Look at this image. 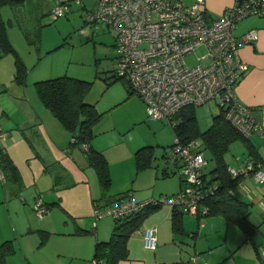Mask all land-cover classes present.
Here are the masks:
<instances>
[{
  "label": "crops",
  "instance_id": "0c3cea01",
  "mask_svg": "<svg viewBox=\"0 0 264 264\" xmlns=\"http://www.w3.org/2000/svg\"><path fill=\"white\" fill-rule=\"evenodd\" d=\"M232 3L233 0H204L203 6L208 17L215 18ZM3 10L6 9L2 7L1 14ZM260 25L259 21H248L240 27L237 25V35L256 28L259 36L254 43L239 47L240 56L249 68L236 85L235 92L241 101L251 106L253 114L264 122V114L261 113L264 107V26ZM0 79L3 78L0 76ZM3 85H0L4 91L0 99L9 95L13 99L12 105L0 104L1 125L8 130V138L0 142V147L4 148L17 167L23 183L18 193L0 177L3 187L8 184L0 196V241L12 240L15 247V251L7 255L6 264H93L95 242L108 239L114 225V218L109 214L95 218L96 201L99 207L112 203L105 204V198L101 199L102 190L95 168L88 163L82 145L72 143L71 133L39 98L26 89H15L11 91L13 94L5 93L7 88ZM19 95L23 97L19 98ZM136 101L137 114L144 117V102L139 97H136ZM114 103L119 102L113 101L110 105ZM111 127L120 138L123 136L121 126L116 124ZM253 136L255 138L251 143L257 160L252 159L246 147V156H234L233 160L227 161L228 166H238L249 158L264 163V136L253 133L248 138ZM137 145L129 146L128 149L120 147V152L133 154ZM147 168L153 173L152 178H163V187L152 189L143 182L148 174H143V184L132 188L133 191L128 190L130 197L136 201L168 197L185 185L183 178L177 175L180 172L179 164L162 168V175L158 167L153 169L150 165ZM168 183H171L170 188ZM233 192L247 203L248 218L258 225L252 233V239L242 241L243 231L236 224L233 225L239 231L235 236L234 231L230 237L232 223L220 214L209 215L204 223L197 222L201 229L206 226L208 233L199 237L200 246L195 249L198 253L207 250L201 256L204 260L207 258L204 255L209 256L210 261L206 260L208 264H227L229 261L234 264H264V183L256 182L252 175L241 177ZM38 195L42 196L47 207V212L40 219H36L31 210ZM174 208L178 207L166 203L155 206L127 239L128 257L118 264H187L193 252L186 250L183 245L186 229L181 233L173 229ZM182 213L193 216L183 210ZM106 216L113 218V221ZM148 225L156 227L157 247L153 250L145 248L142 242L141 233ZM219 225L221 228L218 229ZM224 228L226 233L223 236ZM219 232L222 234L219 235ZM189 235L195 238L196 232H190Z\"/></svg>",
  "mask_w": 264,
  "mask_h": 264
},
{
  "label": "built area",
  "instance_id": "2783aa9c",
  "mask_svg": "<svg viewBox=\"0 0 264 264\" xmlns=\"http://www.w3.org/2000/svg\"><path fill=\"white\" fill-rule=\"evenodd\" d=\"M85 7L83 0H76ZM204 0L184 3L181 0H93L85 21L91 26L102 22L115 32L116 63L114 74L130 84L144 102L148 116L167 118L176 123L174 115L186 105H202L216 101L225 109V117L245 137L253 133L264 136V122L252 112L250 105L241 101L235 87L249 65L241 58L239 47L254 43L258 29L251 28L236 34L238 22L244 17L264 16V0H233L215 18H209ZM69 3L59 1L51 8L52 15L65 14ZM198 45L205 47L199 62L190 66L185 54ZM264 114V107L261 108ZM8 132L0 128V140ZM201 141L182 142L178 137L167 148L166 158L179 164L184 187L173 195L136 201L120 197L105 207H95V218L109 214L114 219L144 206L166 203L181 208L201 221L209 212L203 200L215 185L207 183L202 167L206 160L200 152ZM232 177H247L264 183V163L244 160L230 165ZM2 179L3 175L0 173ZM35 212L42 217L47 212L42 196L38 195ZM202 224V222H199ZM143 246L156 249L154 225L142 231ZM93 262V261H92ZM187 264H208L200 253L190 255Z\"/></svg>",
  "mask_w": 264,
  "mask_h": 264
},
{
  "label": "rangeland",
  "instance_id": "374dc122",
  "mask_svg": "<svg viewBox=\"0 0 264 264\" xmlns=\"http://www.w3.org/2000/svg\"><path fill=\"white\" fill-rule=\"evenodd\" d=\"M181 1L189 3L188 0ZM57 2V0H27L26 4L19 8L4 6L6 10H3L2 17L6 22L8 38L26 66L25 82L18 84L14 78L16 73L15 54L11 51L2 53L0 49V76L3 78L0 79V82L4 84L3 87L7 88L5 93L13 94L11 91L14 92L15 89H26L39 98L34 82L62 75L90 82L84 101L94 104L101 114L91 127L90 145L95 150L100 151L108 163L110 185L106 195L121 194L128 190L133 191L136 186L143 184V182L152 189L163 187L161 186L163 178H152L153 173L148 170V166L138 167L136 151L133 154H124L120 152V147L128 149L129 146L135 147L137 144L138 148L149 146L152 149L150 165L154 167L153 169L158 167L160 172L164 167L175 165L166 158L167 148L175 138L171 121L167 118L154 119L147 113L144 114V117L137 114L136 97L139 96L128 82L114 74L116 63L114 30L102 22L97 23L96 26H91L85 21L86 8L92 6L93 0H83L85 7L81 3H77L76 0H68L69 7L65 14L55 17L49 8L55 7ZM248 21H259L261 22L260 27L264 26V18L249 15L238 22L239 27ZM24 31L30 32L33 39H39L37 46L28 43ZM204 52L205 47L203 45L196 46L185 54L186 63L190 66L196 65ZM2 92L4 91L0 86V94ZM22 97L19 95V98ZM12 99L11 95L5 96L0 99V104L12 105ZM113 101L119 103L110 105ZM218 109L219 106L214 100L196 106V116L201 130H205L209 126L212 116L218 112ZM112 124L121 126L123 130L121 138L111 129V126H114ZM0 128L6 130L1 125V121ZM6 131L8 132V130ZM7 138L0 140V142L6 141ZM254 138L253 136L250 140H254ZM246 153L247 149L243 140L238 139L231 143L225 158L226 161H230L231 158L233 160L234 156L244 157ZM202 154L206 160L202 170L210 177L215 162L207 151H203ZM143 174H148V177L142 182L141 176ZM177 175L179 178L182 177L180 172ZM2 184L0 178V196L3 194V189H7L8 186L5 184L6 187H3ZM170 186L171 183H168V188ZM122 187L125 189H121ZM35 203L36 199L32 203L31 210L36 219H40L41 217L36 214L34 209ZM106 217L113 221L110 216ZM208 217L209 215L201 218L199 222L204 223ZM197 222L198 220L194 216L187 214L182 216V224L187 231L184 234L186 239H183L185 240L183 245L186 250L193 253H198L195 248L200 246L199 237L208 233L207 227L201 229L202 227L199 228ZM219 228H221L220 225ZM200 230H202L201 233ZM238 231L239 229L231 224L229 228L230 237L233 233L235 236ZM190 232H196V237L192 238L189 235ZM225 233L226 229L224 228L223 236ZM206 252L207 250L200 255ZM204 256L207 257L206 260L208 261L209 256L207 254ZM201 258L205 259L202 256ZM227 264L234 263L229 261Z\"/></svg>",
  "mask_w": 264,
  "mask_h": 264
},
{
  "label": "trees",
  "instance_id": "16d2710c",
  "mask_svg": "<svg viewBox=\"0 0 264 264\" xmlns=\"http://www.w3.org/2000/svg\"><path fill=\"white\" fill-rule=\"evenodd\" d=\"M26 2L27 0H0V49L2 53L11 51L15 54L16 73L14 78L18 84L25 82L26 66L8 38L6 22L2 17L1 9L6 5L12 8H19ZM261 18H264V16ZM24 36L28 43L35 46L38 45L39 39H33L30 32L24 31ZM34 84L41 102L71 133L70 139L72 143L82 145L88 163L96 170L102 190L103 197L101 199L105 198V204L113 202L120 197L129 196V191H125L113 197H106V192L110 185L108 163L104 155L90 145L91 127L101 115L94 104L84 101L90 82L62 75L37 80ZM195 108L196 106L192 104L183 107L174 115L176 123L172 125L175 137L185 143L194 139L200 140V152L207 151L215 162V167L211 170L210 177L203 173L206 182L215 185L214 190L208 193L203 200L209 209L206 216L222 215L229 223L236 224L242 229L244 235L242 241L251 240L252 233L258 225L249 220L247 203L233 192L241 177H232L228 170L225 155L231 143L240 139L246 144L252 159L257 160V154L252 147L253 144L248 137L242 135L225 117V109L222 106H219L218 112L212 116L211 123L205 130H201L199 127ZM135 155L138 167H146L151 164L152 149L149 146L138 148ZM0 173L3 175L4 181H7L18 193L21 191L23 183L20 173L3 147H0ZM95 207H98L97 201ZM154 209L155 206H144L114 219L109 238L95 242L92 263L118 264L120 260L127 258V239L140 227L143 220ZM182 215V210L173 209L172 226L174 231L179 233L184 229ZM191 234H194V232H191ZM14 251L15 247L12 240L0 241V264H6L7 255Z\"/></svg>",
  "mask_w": 264,
  "mask_h": 264
}]
</instances>
